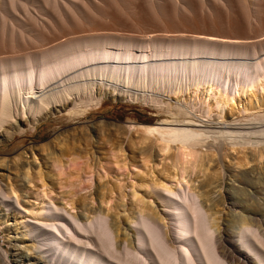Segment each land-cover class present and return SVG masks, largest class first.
Wrapping results in <instances>:
<instances>
[{"label": "bare ground", "instance_id": "6f19581e", "mask_svg": "<svg viewBox=\"0 0 264 264\" xmlns=\"http://www.w3.org/2000/svg\"><path fill=\"white\" fill-rule=\"evenodd\" d=\"M235 2L237 8L231 0H0V130L20 125L19 119L29 124V116L34 124L46 114L75 121L87 103L100 108L107 98L152 102L168 116L151 124H131L134 132L127 138V150L134 156L140 151L151 161L154 154L162 155L164 170L159 182L153 181V189L164 209L136 202L130 214L133 206L124 205L129 215L123 231L119 214L102 206L79 214L71 211L72 204L67 207V200L60 206L48 193L36 191L49 200L35 206L19 197L14 200L10 191L16 188H2L3 199L13 198L25 206L33 221L27 220L28 225L24 221L27 233L12 240L18 251L9 254L0 244L1 264H247L249 256L235 246L244 248L245 243L254 251L255 262L264 264V192L260 197V191L247 188L248 178L256 171L264 174L260 166L264 109L238 106V113L233 111L237 95L264 85V41L249 47L218 34H187L192 29L181 28L189 27L191 19L195 25L209 24L219 32L227 28L231 33L247 30L264 36V0ZM48 9L56 15L39 22ZM18 11L36 21L39 32L33 43L13 17ZM111 13L143 33L146 22L141 16L149 15L163 25L162 32L131 35L96 29L95 17ZM69 22L74 26L69 27ZM26 42L38 48L33 50ZM206 84L207 93L201 96L199 89ZM191 89L194 97L179 96ZM249 148L259 164L251 171L246 168L251 163ZM56 149L48 154L54 169L50 177H61L65 164ZM227 149L233 164L221 166L214 171L220 172L217 178L202 184L209 190L197 189L191 174L198 163L209 151L222 154ZM28 155L39 167L35 176L26 173L31 162H22ZM37 156L30 148L13 156L10 163L25 172L22 177L28 183L37 179L44 186L47 176ZM6 164L0 161V169ZM177 176L180 183L174 184ZM228 198L235 201L229 203ZM169 218L177 225L173 231ZM171 231L175 240L170 239ZM25 235L34 240L32 246Z\"/></svg>", "mask_w": 264, "mask_h": 264}, {"label": "rangeland", "instance_id": "374dc122", "mask_svg": "<svg viewBox=\"0 0 264 264\" xmlns=\"http://www.w3.org/2000/svg\"><path fill=\"white\" fill-rule=\"evenodd\" d=\"M231 2L235 5L237 4L235 0H231ZM194 3H197V0H194ZM235 7L237 8V5ZM37 13L34 12L33 15L38 17L40 13ZM54 15H56L55 10L48 9L47 15H42V17H40V15L38 20L39 22H43L46 20L44 18L48 16L53 17ZM107 15V17L105 15L96 16L93 25L96 26V29L97 27L100 31L104 29V31L109 34L126 33L131 35H147L150 31H152V33H161L163 29V25L149 18V15H143L141 16L142 18L140 17L146 22V27L143 29L145 30L144 33L139 32V27L130 21L115 16V14L112 13ZM15 16L17 22H19L18 25L25 28L26 33L30 35L28 40L31 41V43H33L32 41H34V39L37 40L39 31L38 26L36 28L35 25L36 21H34L28 13H24V11H18L13 17ZM117 18H120L119 21ZM189 21H191V24L189 23L190 26L188 25L190 28L181 25L182 30L192 29L193 32L186 31L187 34L212 36L218 34L227 39H232L233 42L250 45L249 47H252L251 44L253 45L256 41H264V36H257L253 32H248L247 30H239L236 33H231L227 28H223L219 32L209 24L205 25L199 23V25H195L193 20L190 19ZM67 25L69 27L74 26L72 22L67 23ZM93 25L88 23L87 26L92 28L94 27ZM0 28L2 29V27ZM62 38L64 39L66 37H61V39ZM56 42L54 41L53 43ZM31 43L27 44L30 47L33 46V50L38 48L34 46L35 43L34 45H31ZM207 87L208 84L202 86L198 93L201 96L206 95ZM182 95H185L184 97H194L195 91L191 89L179 96ZM171 96H173L174 99L178 97V95L173 94ZM234 103L235 109H233V111L237 113L238 106L241 108L264 109V85H261L254 91L237 95ZM157 106L158 105L152 102H148L147 104V102L107 98L100 108L93 103H87V106L84 107L85 111L79 117L80 119L75 121H68L67 119L62 120L58 119L56 115L48 116V114H46L38 124H34L33 117L29 116L28 119L31 120L29 124L24 123V121H22L23 119H19L20 125H16L15 123L5 125L0 130V161L3 160L7 164L0 169V190L2 188L11 190V188L14 187L16 191H10V193L12 192L10 196H13L14 200L19 197L20 200H28L30 204L33 203L35 206L41 205L42 201L49 200L48 196L39 197L36 191H39L40 195L48 193L56 204L60 206L67 200V207L71 208L72 204L75 209L71 211L79 214L82 212L87 213L89 207L99 208L102 206L106 210H110L111 214H119L118 218L122 222V230L125 231L127 229L125 220L129 212L126 211L124 213L126 209L124 205H129L130 208L133 206V211L130 214L134 213L136 202H138L140 206H144L143 203L149 202L157 211L164 209L162 202H160L153 189V181L159 182L160 170L161 172L164 170L163 167L165 166V162H160L162 155L159 154L157 156L156 153L150 161L140 151H137L134 156L127 150V138L132 136L134 132L130 131L129 126L131 124H151L168 117L166 116L167 113L160 106ZM228 108L232 109L230 106ZM32 122L35 126L32 125ZM53 147L57 148L55 150L56 155L61 156L63 164L65 163L61 177H50L54 169L52 168L51 161L47 159ZM139 147H142V145H139ZM30 148H34L36 151L38 155L37 162L43 163L41 171L44 176H47L44 177L46 181L45 187L42 185L41 181L37 182V179H34L35 182L28 183L27 179L22 177L25 172L15 169L10 163V159L13 156H17L20 152H23V150H28ZM252 149L253 148H249L246 151L248 159L251 162L246 168L250 171L259 166L251 157L250 150ZM171 150L174 151V149ZM212 152L209 151V153H207L206 157L198 163V168L191 174L192 179H194V177L197 179L195 186H198L197 189H201V191L210 189L209 187L201 188V186L204 182L217 178V173L220 172H214L215 170L219 169L221 166L227 167L233 164L229 149L224 150L222 154ZM123 154L125 156H122ZM29 157L30 155L26 157L27 159H22V162H31L34 160L33 157ZM122 159L127 160L123 162ZM261 162L262 164H260V166L264 169V159ZM124 163H127V165ZM26 167L25 169H30L29 172H26L29 173L30 176H35L39 169V167L34 166L32 162L30 165L26 164ZM255 173L257 174L248 178L247 188L249 192L260 191L259 195L262 197L261 192H264V174L257 171ZM19 175H21V177H19ZM191 178L187 176V179ZM242 179L245 180V178ZM180 180L179 176H177L176 183L174 182V184L180 183ZM226 181L230 182L229 176H227ZM191 184L194 186V182H191ZM33 186H36L37 189H34L36 188L34 187L33 190ZM218 194L219 192L217 195ZM0 195L3 196L1 197L2 199L0 198V244L4 246L9 254H12L19 250L18 247H16L18 250H15L12 240L15 237L21 238L22 234L28 231V227L25 228L23 222L33 220L25 206L18 205L13 198H10L6 199V201H13L15 205L9 207L8 203L3 199L5 198L4 195H2V193H0ZM221 197L219 196L217 198ZM203 199L207 201L208 205L212 204V200L209 197L203 196ZM102 200L107 202L101 205ZM227 201L230 203L235 201V199L228 198ZM108 202L110 204H108ZM137 208H139V206ZM238 210L242 209L238 208ZM170 220V222H172V224H170V229L172 230L177 225H174V219ZM28 224L29 222L25 225ZM128 230L133 232L132 228ZM174 233L172 232V236L170 237L172 240H175L174 237H176ZM25 236V238H27V244L32 246L34 240L30 235ZM235 246L239 250L242 249V251H244L243 253L249 256L247 264H258L257 261L255 262V259L251 257L254 255V251L250 249L246 243L244 245L245 247L243 246L244 248H241L242 246L240 244H235ZM1 263L0 257V264Z\"/></svg>", "mask_w": 264, "mask_h": 264}]
</instances>
